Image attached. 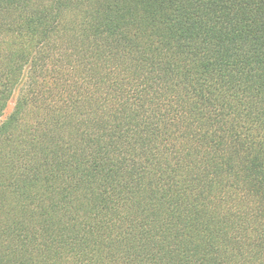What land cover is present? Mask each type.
<instances>
[{"label": "trees", "instance_id": "trees-1", "mask_svg": "<svg viewBox=\"0 0 264 264\" xmlns=\"http://www.w3.org/2000/svg\"><path fill=\"white\" fill-rule=\"evenodd\" d=\"M0 264H264V0H0Z\"/></svg>", "mask_w": 264, "mask_h": 264}, {"label": "rangeland", "instance_id": "rangeland-1", "mask_svg": "<svg viewBox=\"0 0 264 264\" xmlns=\"http://www.w3.org/2000/svg\"><path fill=\"white\" fill-rule=\"evenodd\" d=\"M15 101H16V95L8 103L7 108L4 112L3 118L7 117L12 112L14 105H15Z\"/></svg>", "mask_w": 264, "mask_h": 264}]
</instances>
